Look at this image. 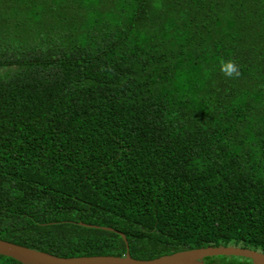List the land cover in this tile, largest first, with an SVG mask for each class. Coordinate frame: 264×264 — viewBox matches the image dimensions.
<instances>
[{"label":"trees","instance_id":"trees-1","mask_svg":"<svg viewBox=\"0 0 264 264\" xmlns=\"http://www.w3.org/2000/svg\"><path fill=\"white\" fill-rule=\"evenodd\" d=\"M120 233L137 259L264 253V0H0V239L123 255Z\"/></svg>","mask_w":264,"mask_h":264},{"label":"water","instance_id":"water-1","mask_svg":"<svg viewBox=\"0 0 264 264\" xmlns=\"http://www.w3.org/2000/svg\"><path fill=\"white\" fill-rule=\"evenodd\" d=\"M126 251L123 255L58 256L45 251L0 239V254L16 259L22 264H206L210 256H237L249 259L253 264H264V253L247 247L219 245L192 248L164 254L151 259H137L130 255L124 234Z\"/></svg>","mask_w":264,"mask_h":264},{"label":"clouds","instance_id":"clouds-1","mask_svg":"<svg viewBox=\"0 0 264 264\" xmlns=\"http://www.w3.org/2000/svg\"><path fill=\"white\" fill-rule=\"evenodd\" d=\"M220 71L229 79H236L240 76V67L233 59L220 60Z\"/></svg>","mask_w":264,"mask_h":264},{"label":"rangeland","instance_id":"rangeland-1","mask_svg":"<svg viewBox=\"0 0 264 264\" xmlns=\"http://www.w3.org/2000/svg\"><path fill=\"white\" fill-rule=\"evenodd\" d=\"M204 260V259H203ZM240 262L245 263V260L243 258L240 259ZM206 263V262H205ZM207 264V263H206Z\"/></svg>","mask_w":264,"mask_h":264}]
</instances>
